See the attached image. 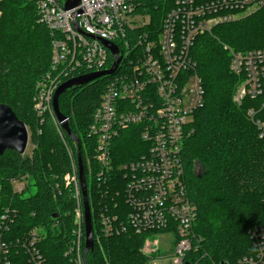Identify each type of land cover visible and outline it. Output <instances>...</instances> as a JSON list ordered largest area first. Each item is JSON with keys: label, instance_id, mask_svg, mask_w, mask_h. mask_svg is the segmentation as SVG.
I'll return each mask as SVG.
<instances>
[{"label": "built area", "instance_id": "1", "mask_svg": "<svg viewBox=\"0 0 264 264\" xmlns=\"http://www.w3.org/2000/svg\"><path fill=\"white\" fill-rule=\"evenodd\" d=\"M31 1L39 21L52 36L50 73L36 87L33 109L38 117L52 119L70 162V171L55 183L59 193L61 188L69 189L75 209L64 256L73 264H85L83 205L76 155L56 121L52 97L70 79L112 68L115 59L104 45L108 42L117 48L120 62L113 74L104 76L109 79L85 144L97 167L94 178L99 207L97 229L92 226V252L95 247L104 263L110 264L102 240L130 232L142 239L138 261L130 264L170 260L171 264H201V239L194 232L196 206L183 181L182 164V143L192 132L190 124L203 107L205 95L191 50L195 40L215 26L264 11V0H175L156 34L146 30L130 39L127 35L149 25L147 18L135 13L137 0H80L73 10L64 8L66 0ZM225 50L230 56L229 71L240 79L234 102L240 106L245 99L264 97V49ZM248 114L253 120L257 112L250 109ZM255 124L264 137V122L257 120ZM126 132L136 139L137 156L116 166V143ZM79 141L81 153L83 143ZM28 146L29 142L23 156ZM87 161L91 175L89 157ZM117 176L123 180L122 187L112 194L105 188ZM28 180L26 175L12 181L14 190L24 191ZM106 195L111 197L108 205L102 204ZM8 218V212L1 217L0 264H47L40 248L44 238L40 228L13 243L2 240L1 231L6 229L3 222ZM249 239L251 254L235 264H264V220L249 231ZM12 250L17 252L15 259Z\"/></svg>", "mask_w": 264, "mask_h": 264}, {"label": "trees", "instance_id": "2", "mask_svg": "<svg viewBox=\"0 0 264 264\" xmlns=\"http://www.w3.org/2000/svg\"><path fill=\"white\" fill-rule=\"evenodd\" d=\"M174 2L137 0L135 13L147 18L149 25L127 37L146 30L156 34ZM51 39L31 0L0 2V105H7L24 123L32 153L23 156L6 151L0 156V224L8 212L9 218L3 222L6 229L1 231L7 244L40 228L44 236L40 248L47 264H73L64 252L74 226V203L68 188H61L60 193L55 188V183L70 171V162L52 119L38 117L33 109L36 87L50 73ZM225 48L239 52L264 49V11L215 26L210 33L199 36L191 50L205 95L203 107L190 124L192 132L182 143V164L183 181L196 206L194 232L201 239V264H235L240 257L251 254L249 231L264 220V137H260L261 130L255 124L257 120L264 122V110L257 112L253 120L248 114L249 108L263 102L264 97L245 99L240 106L234 102L240 79L229 71L230 56ZM108 79L101 77L67 90L58 100L59 111L68 118L72 134L83 143L81 158L94 231L99 207L94 178L97 167L85 144ZM127 133L116 143V166L137 156L136 139ZM66 139L76 155V146ZM26 175L36 189L28 197L23 194L29 191L30 183L21 193L12 185V181ZM89 176L93 182L90 188ZM112 178L105 189L113 194L121 189L123 180ZM108 198L111 202L106 195L102 204L108 205ZM61 235L65 239L61 240ZM101 243L110 264H130L138 261L142 239L128 232ZM11 253L15 259L17 252ZM87 264H105L95 247L87 255Z\"/></svg>", "mask_w": 264, "mask_h": 264}, {"label": "water", "instance_id": "3", "mask_svg": "<svg viewBox=\"0 0 264 264\" xmlns=\"http://www.w3.org/2000/svg\"><path fill=\"white\" fill-rule=\"evenodd\" d=\"M80 3V0H66L64 8L66 10H73ZM104 45L110 51L113 58L115 59L112 68L105 71L95 72L84 76L70 79L61 84L54 92L52 97V110L56 121L58 122L62 131L71 139L77 147L76 159L78 168V177L82 195L83 205V220H84V232H85V243H84V262L86 264L87 255L93 250V231L91 224V214L87 195L86 181L84 177L83 162L80 153V141L76 138L70 128L67 117H64L58 107L59 97L64 94L67 90L73 87H79L85 85L91 81L99 79L104 76H110L114 70L118 67L120 58L117 57L118 50L111 43L105 42ZM29 134L26 126L23 122L19 121L14 112L7 105H0V156L6 151H13L22 155L28 145ZM56 217V216H54Z\"/></svg>", "mask_w": 264, "mask_h": 264}, {"label": "rangeland", "instance_id": "4", "mask_svg": "<svg viewBox=\"0 0 264 264\" xmlns=\"http://www.w3.org/2000/svg\"><path fill=\"white\" fill-rule=\"evenodd\" d=\"M251 14V13H250ZM248 15V14H247ZM244 16H246V15H244ZM243 16V17H244ZM241 19V18H240ZM261 103L262 102H260L257 106H251L249 109H254L256 112H261L262 110H264V107L261 109L260 108V105H261ZM30 151H31V147H30V145L28 146V149H27V151H26V155L25 156H28L29 155V153H30ZM30 183V188H29V191L28 192H25L23 195L24 196H26V197H28L29 195H33L34 193H35V191H36V189H35V187L34 186H32V184H33V182L32 181H30L29 182ZM87 184H88V188H90V187H92V185H93V182H92V179H91V177L89 176L88 177V181H87ZM91 198V197H90ZM93 226H94V218H93ZM94 228H95V226H94ZM160 264H171V260L170 261H164V262H160Z\"/></svg>", "mask_w": 264, "mask_h": 264}, {"label": "flooded vegetation", "instance_id": "5", "mask_svg": "<svg viewBox=\"0 0 264 264\" xmlns=\"http://www.w3.org/2000/svg\"><path fill=\"white\" fill-rule=\"evenodd\" d=\"M73 88H75V87H73Z\"/></svg>", "mask_w": 264, "mask_h": 264}]
</instances>
